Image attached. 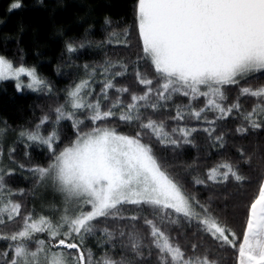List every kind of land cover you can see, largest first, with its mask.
<instances>
[{"label":"snow or ice","instance_id":"6c2138e0","mask_svg":"<svg viewBox=\"0 0 264 264\" xmlns=\"http://www.w3.org/2000/svg\"><path fill=\"white\" fill-rule=\"evenodd\" d=\"M92 31L64 40V89L0 54V82L52 102L0 120V264H264V0H134Z\"/></svg>","mask_w":264,"mask_h":264},{"label":"trees","instance_id":"16d2710c","mask_svg":"<svg viewBox=\"0 0 264 264\" xmlns=\"http://www.w3.org/2000/svg\"><path fill=\"white\" fill-rule=\"evenodd\" d=\"M51 3L52 0H45ZM65 7L57 9L55 23L48 18V10L40 7H33L36 0H22L24 9L15 10L11 13L7 11L9 0H0V54L6 55L14 62L19 63L17 47L23 48L25 52V62L28 66H35L41 76L52 81L58 90L64 89L77 78L75 69L69 70L63 65L61 53L64 50V40L68 37H81L85 30L92 26L93 31L90 39L98 41L103 38L101 31L104 17L111 16L114 20L132 21V4L134 0H63ZM89 7L94 10L89 12ZM23 22L26 26L23 33L19 32V24ZM57 29H64V35L57 34ZM6 37L19 38L21 43L16 44L15 39L4 43ZM39 52V55L36 53ZM102 53L94 48L82 49L79 57H73L75 63L83 64L86 61L98 60ZM67 59V56H65ZM58 66L61 72H57ZM15 81L0 82V120H7L8 123L16 127L40 115V109L33 107L41 105L47 109L52 103L45 97L26 91L18 93L15 90ZM22 154L23 147L19 149ZM196 151L189 149L178 157L174 162L179 164L183 161L191 162L196 155ZM34 160H43V153L38 148L32 149ZM213 159H219L214 156ZM175 171H182L180 168ZM203 171V168H201ZM190 179V177H186ZM16 187H28L21 178L16 177ZM191 190V185H188ZM255 187V186H253ZM207 195V193H204Z\"/></svg>","mask_w":264,"mask_h":264},{"label":"rangeland","instance_id":"374dc122","mask_svg":"<svg viewBox=\"0 0 264 264\" xmlns=\"http://www.w3.org/2000/svg\"><path fill=\"white\" fill-rule=\"evenodd\" d=\"M9 139H11V134H10V137H9ZM37 207H38V209H39V203L37 204Z\"/></svg>","mask_w":264,"mask_h":264}]
</instances>
